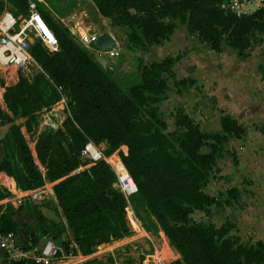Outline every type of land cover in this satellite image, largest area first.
I'll return each mask as SVG.
<instances>
[{
    "label": "trees",
    "instance_id": "obj_1",
    "mask_svg": "<svg viewBox=\"0 0 264 264\" xmlns=\"http://www.w3.org/2000/svg\"><path fill=\"white\" fill-rule=\"evenodd\" d=\"M6 1L13 14L27 13L28 0ZM34 1L59 50L50 54L35 42L30 52L40 71L32 78L22 75L15 84L5 87L0 126L9 127L0 140V172L21 190L53 182V211L58 219L54 238L68 232L73 253L90 255L97 246L130 233L125 212L127 199L113 186L117 175L107 162L99 160L70 174L82 164L81 149L87 140H92L106 143V156L122 145L127 147L126 153L119 152V160L137 188L129 197L133 211L147 229H162L181 256L179 264H264L263 241L245 244L239 236L229 235L235 227L230 220L216 227L194 216L196 211L209 212L213 205L230 206L238 197L234 187L226 190L224 200L202 188L211 167L224 152V143L230 138H243L245 127L223 114L220 132L206 143L199 125L178 112L174 128L169 130L158 103L167 90L163 74L171 70L173 58L141 65L116 81L109 68L103 69L94 61L93 54L59 21L58 17H65L67 11L58 13L49 0ZM224 1L92 0L96 12L108 18L111 26L128 29L126 38L133 47L145 50L148 44L166 40L176 26L172 20H177L197 32L214 51L220 52V44L225 41L242 55L251 46L254 33L264 35V5L237 16L220 7ZM4 5L0 0V13ZM194 82L181 79L179 86L186 89ZM62 92L69 98V115L61 129L40 137L43 149L38 160L45 170L43 174L22 127L30 132L38 123V112L58 100ZM18 119H23V123H15ZM204 146L209 151H202ZM227 152L237 165L236 153ZM117 170L126 173L121 168ZM9 195V189L0 186V200ZM49 202L52 201L42 205ZM42 205L24 204L14 209L7 204L0 213V232L16 233L18 226L13 216L22 209L32 210L37 215L36 230L27 235L32 244L36 243L46 235L41 225L44 217L38 216ZM58 243L69 249V241ZM8 263L38 264L26 258L9 259Z\"/></svg>",
    "mask_w": 264,
    "mask_h": 264
},
{
    "label": "rangeland",
    "instance_id": "obj_2",
    "mask_svg": "<svg viewBox=\"0 0 264 264\" xmlns=\"http://www.w3.org/2000/svg\"><path fill=\"white\" fill-rule=\"evenodd\" d=\"M49 1L50 4L56 8L58 13L67 11L65 17L68 19V22H66V25L73 26L76 31L77 27H75V22H79L78 26H80L81 30L88 31L89 33L94 31L104 32L107 29L109 30L111 27L110 20L108 18L107 20L106 17H103L96 12L92 0ZM125 33H127V31ZM116 35L121 38L122 30H118ZM169 48L174 51L173 49H175V46L173 44L163 43L156 46L152 53H148L147 55H151L153 59L157 60L156 56ZM135 49L137 48L129 44L126 38V40L120 44L119 55L113 60L108 59L107 68H109L110 75L114 80L119 81L125 75L133 73L137 67L143 65V61L138 56V54H136ZM208 49V51H211L209 47ZM190 52H192V50H190ZM232 54L234 53L225 51L222 56L210 57L207 52L204 51L202 53V55H204V59L206 58L204 63H216L221 61V64L223 65L222 76L224 78L217 82V87H223L224 94L228 95V97L231 99V93L236 87H238V82L236 80L227 77L231 76V69L237 65L236 56L238 55L237 53L234 55ZM148 57L145 56L146 60ZM173 57L180 59L182 57V51L178 50L176 53H174ZM193 59L194 58H189V56H187V58L182 57L180 61L175 64L173 69H171L168 73L163 74L168 88L162 96L163 98L158 103V107L160 109L162 118L168 125L169 130L174 128L175 116L178 112H182L184 114L186 113L187 115H194L195 113L197 114L196 105L193 106L187 102H177L179 100H177L178 97L176 95L177 92H184V89L180 88L179 86V81L182 78L185 79L186 76L182 75L190 74V69H188V66ZM39 71L40 68L32 65L29 66V71L24 72V76L32 78V76H34ZM202 71L204 70H201L199 67H197L196 77H207V75ZM262 78L264 79V73L260 63L254 66L253 72L247 76L246 81L248 84L251 81L250 83L255 84L257 87L258 80ZM205 83L209 82L206 81ZM257 91L261 92L259 88H255V91H253L254 95H259ZM241 92L243 93L242 89ZM236 93L238 94V91H236ZM262 93L264 95V90H262ZM249 95L252 97L251 94ZM1 107L5 109L4 104ZM204 114L206 117H210L211 120L206 118L203 114H201L199 117L197 115V118L194 116L190 117L199 125L201 131H206V134H208L207 132L213 133L215 131V127H218L217 130L220 131V125L219 122H216V117L211 115V113H208L207 110H205ZM23 121V119H18L15 121V123L22 124ZM37 125H34L32 130L28 133L25 131L24 127H22V132L31 149L36 163L40 166L38 155L36 153V147L41 140V135L46 132L41 131V133H38ZM8 127L9 124L0 126V140ZM213 136L214 133L212 135H206V143H210ZM244 136L245 137H243V139H231L233 142L229 140L224 144V149L229 151L235 149V151H237L239 165L234 166L229 154L224 151L222 155L216 159V162L211 167L208 181L202 188L205 193L224 200L227 198L226 190L234 187L238 190V197L232 202L230 206L217 207L213 205L210 207L209 212L206 213L196 211L194 216L195 218L200 219L203 223H212L216 227H219L226 220H230L232 223H234L235 227L230 230L229 235L232 237L239 236L241 241L245 244H254L257 240L264 242V135L259 130L253 131L249 129ZM97 146L102 149V151H104L106 148V143H98ZM1 149L2 144L0 141V150ZM120 151L126 153L127 147L122 145L111 154V156H115H112V158L109 156V159L111 160L110 162L116 169L124 168L120 162ZM202 151H209L208 146H204ZM42 206L40 208L41 213L47 217H50L54 222L58 221L53 211V201L49 202V205L47 206ZM30 211L31 215L29 217H25L22 213L17 216L19 217L17 222L19 232L17 231V234H20L24 238L27 237L29 232L36 230L35 225L37 222V215H35L32 210ZM19 212L20 211L17 213ZM60 216L62 218L61 214ZM144 222L147 223V221ZM158 228L159 227H156V231ZM64 234V238H62L61 235V237L54 238V242L59 245L58 241L63 240L66 242L69 241V245L73 244L71 242L69 233L66 232ZM110 248H114L113 256L111 254H106V245L96 248L92 254L86 256L80 254L79 252H76L74 255L70 256V250L65 251L66 257L60 259L61 261L59 264H114V261L116 264H138L140 253L139 250L134 248V244L124 245V242L120 241L118 243H113ZM4 251L6 255L4 259L6 262H8L9 259L13 257V255L9 253L10 251ZM3 263L4 260L0 254V264Z\"/></svg>",
    "mask_w": 264,
    "mask_h": 264
},
{
    "label": "built area",
    "instance_id": "obj_3",
    "mask_svg": "<svg viewBox=\"0 0 264 264\" xmlns=\"http://www.w3.org/2000/svg\"><path fill=\"white\" fill-rule=\"evenodd\" d=\"M1 1H4L5 5L0 13V106L3 105L2 94L6 86L15 84L20 76H24L25 71H29V66L35 65L39 68L30 52L31 46L35 42H38L50 54L59 50L58 42L38 12L34 0H28L26 14L18 15L13 14L6 0ZM252 5L255 8L263 6L264 0H225L220 7L226 12L229 11L239 16L252 12V8L250 7ZM58 19L70 31L74 39H77L76 41L79 44L86 47L91 53L99 51L94 42L101 33L100 31L89 33L88 31L81 30L80 26H78L79 22H75L76 31L73 26L66 25V22H68L66 17H58ZM114 41V48L100 51L107 59L113 60L119 55L120 44L115 39ZM262 67L264 73V63ZM68 105L69 98L62 92L60 98L53 104L43 107L38 112V133H41V131L55 132L61 129L63 121L69 115ZM109 156L107 157L104 151L92 140H87L81 149L82 164L70 172V174L79 173L89 168L95 162L104 160L117 175L116 184L114 183L113 186L122 191L126 196L125 212L130 233L121 238L106 242V254L113 256V249L115 247L110 248V246L113 243L123 241L124 245L134 244V248L139 250L140 259L138 264H179L181 256L170 244L162 229L160 227L157 231L147 229L141 219L135 215L129 197L136 193L137 188L128 172H126L130 182L128 186L120 179L116 168L109 161ZM39 168L44 174V168L42 166H39ZM123 170L125 169L123 168ZM8 178L4 172H1L0 186L9 189L10 195L0 200V205L2 206L0 213L5 209L7 204H10L14 209H18L24 204L42 205L53 199L51 191L53 185L49 186L48 184L51 182L46 181L37 188L21 190L11 184L10 181L8 182ZM18 236L17 232H0V248L10 251L9 253L13 255L10 259L26 258L38 264H59L60 259L66 257L65 251L70 250L69 255H74L73 244L69 245V249L66 250L63 246L56 244L52 240L42 241L39 238L36 243L32 244L29 235L25 238L23 237L21 241H19ZM101 246L99 245L97 248ZM114 264H116L115 261Z\"/></svg>",
    "mask_w": 264,
    "mask_h": 264
},
{
    "label": "crops",
    "instance_id": "obj_4",
    "mask_svg": "<svg viewBox=\"0 0 264 264\" xmlns=\"http://www.w3.org/2000/svg\"><path fill=\"white\" fill-rule=\"evenodd\" d=\"M252 8L251 11L255 10V6H250ZM107 19V18H106ZM108 20V19H107ZM168 21H171V19H168ZM176 26L173 31V33L166 39L162 40L160 43H151L148 44L147 48L145 50H142L140 48L135 49L136 54L142 59L143 65L148 64L152 61H155L156 59H153L151 55H147L148 53H152L153 49L161 45L163 43H169L173 44L175 46L174 51L172 49H167L165 51H162L160 54L156 56L157 60L163 59L164 57H170L173 58V65L172 68H174L175 64L180 61L182 57L189 56V58H194L191 60L188 69L190 74L188 75H182L186 76L185 79L190 78L193 79L195 82L194 84L187 85L186 89H184V92L178 93L177 92V102L182 103H188L192 104L193 106H197V114L194 115H188V116H194L195 118L203 114L205 110L208 111V113H211V115H214L216 117V122H219L220 125V118L223 114H228L230 117L235 119L239 124L245 127L246 133L250 130H259L264 135V95L262 93V90H264V79H259L257 87L255 84L250 83L248 84L247 76L250 75L253 72L254 66L257 64L261 65L264 63V35L259 33H254L252 35V44L251 46L246 49L242 55L238 54L235 50L231 49L227 42L222 41L220 44V52L214 51L209 45H207L204 41H202L197 32H192L188 28L186 23H180L177 20H172ZM118 30H122L121 38L116 35ZM110 33V35L119 43L122 44L126 40V31L128 29L126 27H120V26H111L110 29L106 30ZM180 31V32H179ZM179 32V33H177ZM211 49V51H208V47ZM178 50L182 51V57L180 59L174 58L173 55ZM192 50V52H190ZM172 51V52H171ZM207 52L210 57H218L222 56L224 52H231L238 56H236L237 59V65L231 69V76H227L228 78H233L238 82V87H236L233 92L231 93L232 99L228 97V95L224 94V88L217 87V82H219L224 77L223 75V65L221 64V61H218L216 63L209 62L204 63V55H202L203 52ZM168 54V55H167ZM232 54V55H234ZM146 57L148 59L146 60ZM216 59V58H215ZM199 67V69L204 70L202 71L207 75V77H196V69ZM183 79V78H182ZM208 81L209 83H205ZM204 82V83H203ZM168 88V87H167ZM255 88H259L261 92H258L259 95H254ZM241 89L243 90V93L241 92ZM238 91V94L236 93ZM253 92V93H252ZM252 97H250V95ZM210 106V107H209ZM186 114V113H185ZM187 115V114H186ZM206 117V116H205ZM209 120H211L210 117H206ZM198 120V119H197ZM218 127L214 128V135L217 134L216 132H220L217 130ZM204 134H206V131H202ZM208 134H213L209 133ZM206 134V135H208ZM205 135V136H206ZM245 137V136H244ZM235 138H230L229 140L233 142ZM243 139V138H241ZM228 140V141H229ZM227 141V142H228ZM226 142V143H227ZM225 144V143H224ZM224 148V145H223ZM225 152L229 151L227 149H224ZM230 151H234L237 156V151L235 149H232ZM228 153V152H227ZM3 155V149L0 150V160ZM230 157V156H229ZM231 158V157H230ZM232 161V158H231ZM233 163V162H232ZM234 165V164H233ZM239 162L237 159V165ZM1 174V172H0ZM3 174V173H2ZM8 178V182H9ZM49 186L53 185V182L48 183ZM52 191V188H51ZM52 200L54 203H56L53 191H52ZM44 207V206H42ZM22 213L25 217H29L31 215V211L27 209H22L19 213L13 216V220L17 223L19 220V214ZM43 216V220L41 221V225L43 226L44 230L46 231V235L40 237L42 241L44 240H52L54 241V235L56 234V225L55 222L51 220L50 217L45 216L43 213H40L38 216ZM18 218V219H17ZM62 220L64 221V218L62 217ZM18 231V230H17ZM19 232V231H18ZM66 233V232H65ZM19 241L22 240V236L18 234ZM62 238L65 235L64 233L61 234ZM61 235L59 237H61ZM102 246L106 245L105 243L101 244ZM0 254L3 257L4 263L8 264V262L5 261V251L0 248ZM86 256V255H84Z\"/></svg>",
    "mask_w": 264,
    "mask_h": 264
},
{
    "label": "water",
    "instance_id": "obj_5",
    "mask_svg": "<svg viewBox=\"0 0 264 264\" xmlns=\"http://www.w3.org/2000/svg\"><path fill=\"white\" fill-rule=\"evenodd\" d=\"M94 44L99 49V51L97 50L92 53L94 61L98 62L103 69H106L108 65V59L103 54H101L100 51H105L114 48L115 41L109 32L104 31L97 36ZM42 149H43V140H40L36 147L37 155L40 154Z\"/></svg>",
    "mask_w": 264,
    "mask_h": 264
},
{
    "label": "bare ground",
    "instance_id": "obj_6",
    "mask_svg": "<svg viewBox=\"0 0 264 264\" xmlns=\"http://www.w3.org/2000/svg\"><path fill=\"white\" fill-rule=\"evenodd\" d=\"M116 170H117V169H116ZM122 171H126V170H123V169H122ZM126 172H127V171H126ZM117 173H118V175L120 176V179L123 180V182L128 186V184H130V182H129V180H128V177H129V176H127L126 173H120V172H118V170H117Z\"/></svg>",
    "mask_w": 264,
    "mask_h": 264
}]
</instances>
